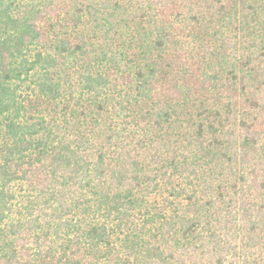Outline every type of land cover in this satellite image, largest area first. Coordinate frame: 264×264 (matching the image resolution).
<instances>
[{
    "label": "trees",
    "instance_id": "trees-1",
    "mask_svg": "<svg viewBox=\"0 0 264 264\" xmlns=\"http://www.w3.org/2000/svg\"><path fill=\"white\" fill-rule=\"evenodd\" d=\"M0 264H264V0H0Z\"/></svg>",
    "mask_w": 264,
    "mask_h": 264
}]
</instances>
